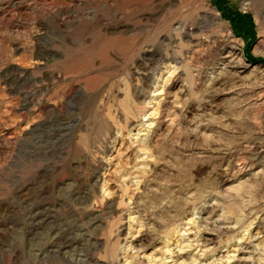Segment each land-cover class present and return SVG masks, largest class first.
<instances>
[{
  "label": "rangeland",
  "instance_id": "rangeland-1",
  "mask_svg": "<svg viewBox=\"0 0 264 264\" xmlns=\"http://www.w3.org/2000/svg\"><path fill=\"white\" fill-rule=\"evenodd\" d=\"M0 264H264V0H0Z\"/></svg>",
  "mask_w": 264,
  "mask_h": 264
}]
</instances>
